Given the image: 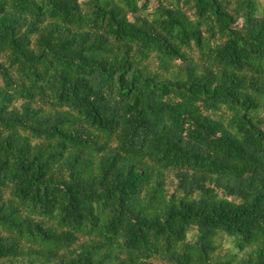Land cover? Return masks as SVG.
Here are the masks:
<instances>
[{
    "label": "trees",
    "instance_id": "16d2710c",
    "mask_svg": "<svg viewBox=\"0 0 264 264\" xmlns=\"http://www.w3.org/2000/svg\"><path fill=\"white\" fill-rule=\"evenodd\" d=\"M0 264H264V0H0Z\"/></svg>",
    "mask_w": 264,
    "mask_h": 264
}]
</instances>
